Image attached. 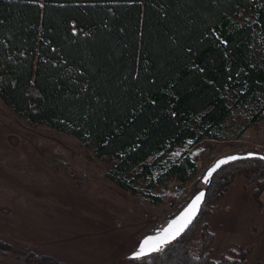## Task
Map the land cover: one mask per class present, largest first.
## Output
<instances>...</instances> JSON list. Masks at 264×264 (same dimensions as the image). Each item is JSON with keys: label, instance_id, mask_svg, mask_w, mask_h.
I'll list each match as a JSON object with an SVG mask.
<instances>
[{"label": "trees", "instance_id": "trees-1", "mask_svg": "<svg viewBox=\"0 0 264 264\" xmlns=\"http://www.w3.org/2000/svg\"><path fill=\"white\" fill-rule=\"evenodd\" d=\"M244 9L256 22L235 19ZM229 93L234 105L257 102L264 112V0H0V98L112 161L107 175L133 194L137 178L156 176L155 186L193 175L187 151L179 162L158 157L219 138L232 111ZM263 119L256 114L250 122ZM247 154L211 177L207 170L193 225L162 252L129 257L132 264H247L240 246L213 259L206 224L198 252L192 246L201 216L237 175H251L257 194L264 190V153Z\"/></svg>", "mask_w": 264, "mask_h": 264}, {"label": "rangeland", "instance_id": "rangeland-1", "mask_svg": "<svg viewBox=\"0 0 264 264\" xmlns=\"http://www.w3.org/2000/svg\"><path fill=\"white\" fill-rule=\"evenodd\" d=\"M235 19L257 20L249 9ZM254 49L259 55L258 40ZM228 95L232 111L219 138L158 157L163 164L179 162L187 151L197 165L193 175L186 181L174 176L155 186L149 184L156 176L137 178L136 194L107 175L112 161L97 158L71 134L30 122L0 98V264H52L35 256L63 264H132L129 257L140 243L204 187L202 176L217 159L264 153V119L250 122L264 113L263 105L236 106L232 93ZM250 179L237 175L201 216L192 240L195 252L206 224L214 234L213 259L240 246L248 252L247 264H264V190L257 194V183ZM141 192L162 200L148 202Z\"/></svg>", "mask_w": 264, "mask_h": 264}, {"label": "snow or ice", "instance_id": "snow-or-ice-1", "mask_svg": "<svg viewBox=\"0 0 264 264\" xmlns=\"http://www.w3.org/2000/svg\"><path fill=\"white\" fill-rule=\"evenodd\" d=\"M264 159V157H260ZM241 159L239 156H231L226 159L220 160L208 173V177L222 165L229 163L230 161ZM205 183H208V179L205 178ZM204 192H200L195 198L188 204L183 212L176 218L171 220L167 227L158 231L155 235L146 237L139 245L138 250L133 253V259H141L146 256H150L152 253H160L164 248L176 240L195 220L199 214L200 207L204 201Z\"/></svg>", "mask_w": 264, "mask_h": 264}, {"label": "water", "instance_id": "water-1", "mask_svg": "<svg viewBox=\"0 0 264 264\" xmlns=\"http://www.w3.org/2000/svg\"><path fill=\"white\" fill-rule=\"evenodd\" d=\"M231 156H239V157H241V158H244V157H246V156H253V154H247V155H242V154H233V155H229V156H223V157H221V158H219V159H217L216 161H215V163L208 169V171H207V176H208V173H209V171L220 161V160H222V159H226V158H228V157H231ZM261 157H264V156H261ZM235 161V160H234ZM230 162H233V161H230ZM229 162V163H230ZM228 164V163H227ZM224 165H226V164H224ZM224 165H222V166H224ZM221 166V167H222ZM220 167V168H221ZM220 168H218L216 171H218ZM215 171V172H216ZM214 172V173H215ZM213 173V174H214ZM212 174V175H213ZM201 192V191H200ZM199 192V193H200ZM202 192H204V194H205V196H204V201H205V197H206V191L205 190H202ZM198 193V194H199ZM197 195V194H196ZM195 195V196H196ZM195 196L192 198V200L195 198ZM191 200V201H192ZM191 201L189 202V203H191ZM204 201H203V203H204ZM188 203V204H189ZM203 203H202V205H203ZM188 204L179 212V213H177L176 215H174L173 217H171L170 219H169V221H168V223L171 221V220H173V219H176L179 215H180V213L181 212H183L184 211V209L188 206ZM202 205H201V207H200V211H201V208H202ZM200 211H199V213H200ZM199 215V214H198ZM198 215L196 216V218H195V220L197 219V217H198ZM195 220H193V222H192V224L191 225H189V227L180 235V236H182L184 233H186V231L193 225V223L195 222ZM168 223L163 227V228H161V229H158V230H156L154 233H152V235H155L158 231H160V230H162V229H164V228H166L167 227V225H168ZM151 235V236H152ZM179 236V237H180Z\"/></svg>", "mask_w": 264, "mask_h": 264}, {"label": "bare ground", "instance_id": "bare-ground-1", "mask_svg": "<svg viewBox=\"0 0 264 264\" xmlns=\"http://www.w3.org/2000/svg\"><path fill=\"white\" fill-rule=\"evenodd\" d=\"M191 200H192V199H191ZM191 200H190V201H191Z\"/></svg>", "mask_w": 264, "mask_h": 264}]
</instances>
